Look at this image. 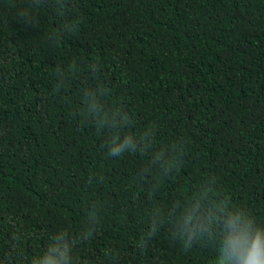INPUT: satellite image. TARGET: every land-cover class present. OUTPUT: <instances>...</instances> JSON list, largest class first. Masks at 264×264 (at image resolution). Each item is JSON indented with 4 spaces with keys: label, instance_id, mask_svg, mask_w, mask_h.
<instances>
[{
    "label": "trees",
    "instance_id": "1",
    "mask_svg": "<svg viewBox=\"0 0 264 264\" xmlns=\"http://www.w3.org/2000/svg\"><path fill=\"white\" fill-rule=\"evenodd\" d=\"M86 90L144 152L108 156ZM161 150L179 167L142 175ZM201 193L264 224V0H0V264L79 237L93 205L78 264H216L218 229L173 234Z\"/></svg>",
    "mask_w": 264,
    "mask_h": 264
},
{
    "label": "clouds",
    "instance_id": "2",
    "mask_svg": "<svg viewBox=\"0 0 264 264\" xmlns=\"http://www.w3.org/2000/svg\"><path fill=\"white\" fill-rule=\"evenodd\" d=\"M102 94L101 91L86 90V115L94 119L98 131L105 127L117 130L108 141V156L119 157L125 152L135 153L138 150L144 152L150 144V131L141 136L140 142L131 134L121 138L118 129L130 123L129 117L119 108L111 112L105 110L99 102ZM177 167V158L161 150L153 153L141 174L155 169L157 175L164 178L170 176ZM205 196L206 193H201L194 204L189 200L185 210L175 216L173 234L179 238L182 246L186 250L191 249L203 238L215 237L218 229L216 264H264V224L257 223L241 208L230 210L224 201L208 207L202 204ZM158 215L155 214L153 218ZM97 223L96 206L93 205L88 213L86 229L79 237L74 238L67 230L57 232L50 237V243L42 254L32 256L30 264H78L73 256L77 240L91 238ZM157 228V224L153 222L146 237L141 239L140 246L147 245Z\"/></svg>",
    "mask_w": 264,
    "mask_h": 264
}]
</instances>
